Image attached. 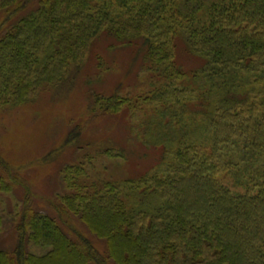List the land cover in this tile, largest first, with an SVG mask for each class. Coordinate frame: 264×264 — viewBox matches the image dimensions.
Instances as JSON below:
<instances>
[{
    "label": "trees",
    "instance_id": "trees-1",
    "mask_svg": "<svg viewBox=\"0 0 264 264\" xmlns=\"http://www.w3.org/2000/svg\"><path fill=\"white\" fill-rule=\"evenodd\" d=\"M0 20V122L62 100L103 38L135 81L68 115L35 199L0 151V264H264V0H0Z\"/></svg>",
    "mask_w": 264,
    "mask_h": 264
},
{
    "label": "rangeland",
    "instance_id": "rangeland-1",
    "mask_svg": "<svg viewBox=\"0 0 264 264\" xmlns=\"http://www.w3.org/2000/svg\"><path fill=\"white\" fill-rule=\"evenodd\" d=\"M109 44H111V41L103 38L92 47L88 54V65L82 70L81 75L78 76L79 80L77 85L73 89L70 88L68 91L64 92L62 94V100L54 98L51 94H44L39 98L37 103L15 110L11 118L5 119L4 122H0V151L11 165L20 164L19 166L21 167L22 165L28 166L34 164L37 157H40V155L43 156V153L49 150L51 141L59 140L60 142L67 128L70 127L66 126L65 129L68 115L70 118L79 115L77 119L80 118V120L88 116L84 111L87 93L95 90H113L120 80L124 81L127 87H131L132 83L135 82L133 76L127 74L131 55H129L128 52L122 51L116 54L117 61L114 60L113 62L112 60L115 54L109 51ZM180 48L182 47L180 46ZM97 55L100 56L101 60L112 66L116 64L118 69L116 70V68H114L113 73L107 75L106 72L101 79H98L96 75ZM187 58L179 51V61H183L185 67L192 66L193 58ZM121 73L123 74L120 78ZM59 114H62L63 118L59 117ZM3 123L5 125H3ZM6 124H8V127ZM63 130L65 132H63ZM54 134H58L59 136H56L53 140L52 135ZM94 136L98 137L97 133ZM139 162L141 161L135 159L130 168H136L135 163L140 165L144 164L143 162ZM28 168L31 169L30 172L28 173L26 171L27 173H24L27 177L25 178V175L22 176V181H24L27 187H29L28 180L33 183L47 181L45 177L48 172L52 171L51 167L46 169L41 168V170H35L34 172L32 167L28 166ZM28 190L31 197H33V194H36L32 188L29 187ZM39 190L42 192L41 189ZM38 195L44 197L43 193H38ZM33 198L35 199V197Z\"/></svg>",
    "mask_w": 264,
    "mask_h": 264
}]
</instances>
